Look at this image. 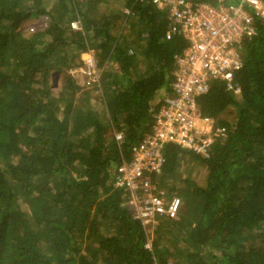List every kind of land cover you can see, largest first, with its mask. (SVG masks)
<instances>
[{
  "label": "trees",
  "instance_id": "obj_1",
  "mask_svg": "<svg viewBox=\"0 0 264 264\" xmlns=\"http://www.w3.org/2000/svg\"><path fill=\"white\" fill-rule=\"evenodd\" d=\"M41 16L45 27L21 30ZM167 16L151 0H0V264H264V18L242 43L239 95L214 80L196 99L225 139L206 156L163 149L150 181L181 206L150 248L114 187L186 46L166 38ZM87 50L99 74L88 86L68 73Z\"/></svg>",
  "mask_w": 264,
  "mask_h": 264
},
{
  "label": "built area",
  "instance_id": "obj_2",
  "mask_svg": "<svg viewBox=\"0 0 264 264\" xmlns=\"http://www.w3.org/2000/svg\"><path fill=\"white\" fill-rule=\"evenodd\" d=\"M151 2L167 12L166 38L178 33L186 46L175 56L169 92L154 115L150 131L131 147L130 157L117 166L114 175V187L126 192L124 204L145 230L146 248H150L151 231L158 219H174L181 206L178 196L169 195L150 181L161 171L164 147L174 144L206 156L214 142L225 139L226 129L215 118L202 115L196 99L214 80L223 81L226 89L239 95L233 75L242 66V43L255 34L253 18H264V0H215V5L200 0ZM71 27L78 24L73 22ZM90 54L83 60L84 66L74 70L86 86L99 79ZM115 137L120 139L121 135Z\"/></svg>",
  "mask_w": 264,
  "mask_h": 264
},
{
  "label": "rangeland",
  "instance_id": "obj_3",
  "mask_svg": "<svg viewBox=\"0 0 264 264\" xmlns=\"http://www.w3.org/2000/svg\"><path fill=\"white\" fill-rule=\"evenodd\" d=\"M47 23V18L45 16H41V17H31L29 19H26L22 24H21V30L22 31H25V32H29V31H35V30H38V29H42L43 27H45ZM90 52L93 54L94 56V52L91 50V51H85V52H82L79 54V57L80 59L82 60V66L80 67H83L84 66V61L85 58L88 56V55H91ZM79 68V67H78ZM78 68H74V69H71L70 71L68 70V73L71 77H73L76 81L77 84L79 85H82V81L83 79L80 78V74H77L74 73V70ZM57 75V74H56ZM52 81V78L50 79ZM53 83H54V87L53 89L55 91H58L59 90V77H53ZM83 85H86V84H83ZM201 168V167H200ZM204 170L201 168V173L203 172ZM196 176V178L200 179V175L198 174H194Z\"/></svg>",
  "mask_w": 264,
  "mask_h": 264
}]
</instances>
